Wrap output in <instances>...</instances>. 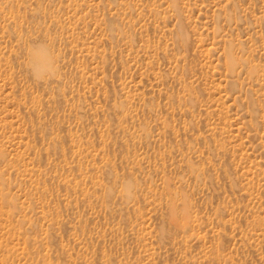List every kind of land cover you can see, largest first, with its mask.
<instances>
[{"label":"rangeland","instance_id":"374dc122","mask_svg":"<svg viewBox=\"0 0 264 264\" xmlns=\"http://www.w3.org/2000/svg\"><path fill=\"white\" fill-rule=\"evenodd\" d=\"M0 264H264V0H0Z\"/></svg>","mask_w":264,"mask_h":264}]
</instances>
